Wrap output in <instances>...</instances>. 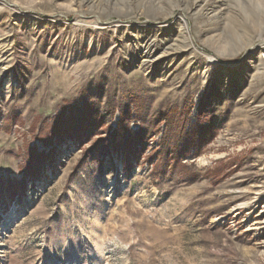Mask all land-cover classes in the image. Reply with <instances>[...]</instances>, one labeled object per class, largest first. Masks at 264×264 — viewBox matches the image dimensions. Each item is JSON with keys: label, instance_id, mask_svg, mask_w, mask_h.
<instances>
[{"label": "rangeland", "instance_id": "374dc122", "mask_svg": "<svg viewBox=\"0 0 264 264\" xmlns=\"http://www.w3.org/2000/svg\"><path fill=\"white\" fill-rule=\"evenodd\" d=\"M0 264H264V0H0Z\"/></svg>", "mask_w": 264, "mask_h": 264}, {"label": "trees", "instance_id": "16d2710c", "mask_svg": "<svg viewBox=\"0 0 264 264\" xmlns=\"http://www.w3.org/2000/svg\"><path fill=\"white\" fill-rule=\"evenodd\" d=\"M137 107H140L139 106V104L137 105ZM116 110H117V107H114L113 108V111H112V114H114L115 112H116ZM123 118H124V115H123ZM128 119V118H127ZM125 120V119H124ZM167 134V133H166ZM40 158H42V156H40ZM44 161V160H43ZM42 162V160H39V164ZM165 162H164V160H162V161H160V166H159V168L160 169H163V168H165ZM11 183V182H10Z\"/></svg>", "mask_w": 264, "mask_h": 264}, {"label": "bare ground", "instance_id": "6f19581e", "mask_svg": "<svg viewBox=\"0 0 264 264\" xmlns=\"http://www.w3.org/2000/svg\"><path fill=\"white\" fill-rule=\"evenodd\" d=\"M260 42H262V41H260ZM262 43H263V42H262ZM258 45H261V43L258 42ZM143 53H144V57H145V59H146V58H148V57L151 56L152 51H151V49H149L148 47H144V48H143ZM143 59H144V58H143Z\"/></svg>", "mask_w": 264, "mask_h": 264}]
</instances>
